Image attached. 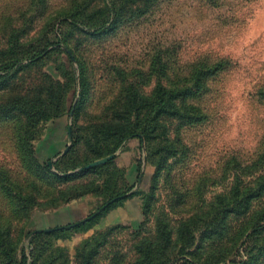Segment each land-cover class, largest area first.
<instances>
[{"label": "rangeland", "instance_id": "1", "mask_svg": "<svg viewBox=\"0 0 264 264\" xmlns=\"http://www.w3.org/2000/svg\"><path fill=\"white\" fill-rule=\"evenodd\" d=\"M262 1L0 0V250L11 256L0 254V264H84L93 252L90 264H134V247L155 239L158 221L172 234L163 260L177 264V230L193 218L190 252L227 248L226 264L239 260L264 222ZM157 84L201 117L152 111ZM149 121L146 137L129 136L110 153L115 134ZM109 156L107 167L86 169ZM259 185L246 213L205 217L217 197ZM105 188L125 195L131 222L103 227L108 213L87 232L51 234L87 214L41 227L80 200L96 214Z\"/></svg>", "mask_w": 264, "mask_h": 264}, {"label": "trees", "instance_id": "2", "mask_svg": "<svg viewBox=\"0 0 264 264\" xmlns=\"http://www.w3.org/2000/svg\"><path fill=\"white\" fill-rule=\"evenodd\" d=\"M10 67L8 66L5 68L4 71L9 72ZM151 70L157 77H162L164 75V67L163 65L157 60L154 59L151 64ZM3 71V72H4ZM209 71V70H208ZM211 73H215L217 71V66H214L210 69ZM210 73V74H211ZM205 73L203 69H199L195 72L193 76V81L195 83V88L200 90L203 87L202 78L204 77ZM3 76L0 75V82L2 81ZM176 90L171 88H164L160 84H157L155 90L153 92L152 100L153 103L151 105L152 111H157L160 114L164 115L169 111H173L176 115H179V111L181 112L182 116L185 118L190 119L191 117H201V113L196 107L187 106L185 104H181L176 106L173 104L172 100L176 98L177 94H175ZM182 101H180L181 103ZM172 108V109H171ZM145 128L133 134V132H129L128 134H115L116 140L114 142L113 148L110 150V153H114L118 150L127 137H146L147 129L152 128L149 122H144ZM138 133V134H137ZM145 133V134H144ZM145 135V136H144ZM89 165V164H88ZM108 164L104 166H97L95 168L90 169L91 171H97L101 168L107 167ZM73 176H65L63 180H69ZM260 185L254 188H247L244 191H239L237 187H234L229 198L224 196L217 197L215 203L211 206L210 210L205 214L208 216L205 217H222L224 220L225 217L229 215H240L247 212L250 205V200L260 193ZM115 189V186H114ZM109 192L108 199L102 203L101 206L97 207L96 210H100V208H104L98 214L94 212L88 213L86 216L87 218L78 222L73 227H69L68 229L63 230H55L52 231L51 234H64L66 230L72 231H80V232H87L90 229L94 228L100 220L105 217L111 211L121 207L125 199H122L125 195L124 194H117L111 190L105 188V195ZM88 194V193H85ZM82 196H84L82 194ZM80 199V198H79ZM259 215V214H258ZM257 217V216H256ZM264 221V220H263ZM193 220L187 221L182 223L178 230H177V238L176 242L179 243V249L175 253L176 257L179 258V262L177 264H226V259L229 256V249L227 248H219L218 250H209L207 253L200 254L199 257H196L193 252H190V249L194 246V236H193ZM261 223V222H260ZM254 226L252 228L251 234H249L248 239H252V242L248 244L245 242L243 246V255H237L238 261L231 262L232 264H262V259H264V222L259 226ZM213 231H216L215 228L211 230V232L205 231L202 232L199 241L204 240L206 238L211 237L214 235ZM50 234V235H51ZM45 234L37 235V237H43ZM171 232L167 231L165 226L158 221L157 228H156V236L154 240H141L135 247L134 252L136 254V259L134 264H167L166 261L171 251ZM2 246V245H0ZM199 248V244L196 246V249ZM8 250V248H7ZM9 251V250H8ZM10 253V251H9ZM237 253V252H236ZM0 254H3L8 260H10V254L7 253L6 250H0ZM94 256V252L91 253L84 264H90L91 258ZM188 259H195L194 262H190ZM170 260H168L169 262ZM25 263V259L23 258L22 264ZM173 264V263H172Z\"/></svg>", "mask_w": 264, "mask_h": 264}, {"label": "crops", "instance_id": "3", "mask_svg": "<svg viewBox=\"0 0 264 264\" xmlns=\"http://www.w3.org/2000/svg\"><path fill=\"white\" fill-rule=\"evenodd\" d=\"M261 5L258 6V10L255 13V22L259 35L263 33L264 30V0L260 2ZM133 206L130 202L125 203L121 208H117L111 211L101 222L100 225L106 227L108 225L131 222L134 218L135 213L133 212ZM89 213V206L87 201L80 200L77 202H72L66 207L48 214L41 218L42 228H53L59 226H65L82 220Z\"/></svg>", "mask_w": 264, "mask_h": 264}, {"label": "water", "instance_id": "4", "mask_svg": "<svg viewBox=\"0 0 264 264\" xmlns=\"http://www.w3.org/2000/svg\"><path fill=\"white\" fill-rule=\"evenodd\" d=\"M114 156H109V157H106L102 160H98V161H95L91 164H89L88 166H86V169H90L92 167H95V166H98V165H102V164H105L106 162L110 161L111 159H113ZM104 208H102L101 210L97 211V213H99L100 211H102ZM96 213V214H97Z\"/></svg>", "mask_w": 264, "mask_h": 264}]
</instances>
